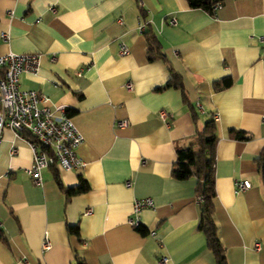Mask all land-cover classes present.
<instances>
[{"label":"crops","instance_id":"obj_1","mask_svg":"<svg viewBox=\"0 0 264 264\" xmlns=\"http://www.w3.org/2000/svg\"><path fill=\"white\" fill-rule=\"evenodd\" d=\"M137 5L181 78L195 122L178 89H156L168 72L162 60L145 59ZM0 32V54L38 57L36 72L20 73L18 87L46 96L50 109L62 105L81 135L75 154L83 165L54 167L61 183L72 186L79 174L88 186L65 198L49 166L33 184L24 171L25 138L2 128L0 264H71L74 252L85 264H214L196 229L193 180L169 175L175 149L208 118L216 133L213 217L225 262L264 264V192L254 161L264 153V0H220L211 13L185 0H0ZM222 77L230 83L213 89ZM236 179L248 186L235 191ZM142 197L153 207L140 209L130 226L132 200Z\"/></svg>","mask_w":264,"mask_h":264},{"label":"built area","instance_id":"obj_2","mask_svg":"<svg viewBox=\"0 0 264 264\" xmlns=\"http://www.w3.org/2000/svg\"><path fill=\"white\" fill-rule=\"evenodd\" d=\"M168 23H173V19L170 18ZM137 29L139 32L143 29L142 21H139ZM5 38L6 33L0 32V39ZM125 51V44L119 42L118 53L123 54ZM259 61L264 64V39H261L260 43ZM37 68L38 57L33 52L7 51L0 54V130L8 128L19 135L20 132H27L35 140L30 141L23 137L31 152L29 164L24 171L33 184L40 183V170L50 164L60 169H72L83 165V161L75 154V147L80 143L81 135L64 107L55 105L50 109L46 96L33 89L18 87L19 74L22 72L34 74ZM124 88L132 89L129 80L124 83ZM195 105L200 108L198 103ZM156 115L161 119L167 116L163 110H158ZM124 123L123 120L117 122L118 125ZM14 152L13 147L9 148V153ZM123 185L129 186L130 181L124 180ZM233 185L235 191H240L248 186V182L244 179H236ZM198 200L199 197L195 195V201ZM145 207H153L150 197L134 198L131 203V213L126 219L127 224L137 226L138 212ZM258 245L254 242L253 248L257 249ZM47 246L48 239L43 232L41 247ZM164 259L161 257L160 261L163 262Z\"/></svg>","mask_w":264,"mask_h":264},{"label":"trees","instance_id":"obj_3","mask_svg":"<svg viewBox=\"0 0 264 264\" xmlns=\"http://www.w3.org/2000/svg\"><path fill=\"white\" fill-rule=\"evenodd\" d=\"M188 7L199 8L207 13H211L220 0H185ZM138 16L143 22V29L140 31L144 40V54L147 61L160 59L165 64L168 72L166 80L156 89L172 87L178 89L181 100L187 107L190 118L196 120V112L193 105L188 101L182 86L179 74L171 67L160 49V45L155 37L150 23L146 19L144 9L137 5ZM230 83L229 77H222L212 81L213 89L227 86ZM231 136L237 139H247L248 134L240 130H230ZM22 137L35 141L27 132H20ZM216 140L215 123L212 118L206 119L200 129H194L188 138L185 146L175 149V157L171 162L169 175L176 179L191 178L193 180V192L199 197L197 201L196 229L203 236L205 248L209 251L214 264H226L223 246L217 235V227L213 217L214 195L213 188V153ZM256 170L259 175V182L264 192V153L254 157ZM53 169L52 178L57 189L64 193L65 198L69 195L83 192L87 189L86 181L77 174V182L72 186H64L59 176L54 170V164L49 165ZM67 233L77 234L75 225H65ZM0 241L5 243V238L0 232ZM71 264H85L83 259L76 252L73 254Z\"/></svg>","mask_w":264,"mask_h":264}]
</instances>
